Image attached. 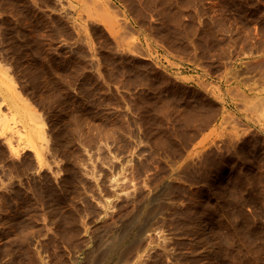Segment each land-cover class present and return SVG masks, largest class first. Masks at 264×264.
<instances>
[{"label": "rangeland", "instance_id": "obj_1", "mask_svg": "<svg viewBox=\"0 0 264 264\" xmlns=\"http://www.w3.org/2000/svg\"><path fill=\"white\" fill-rule=\"evenodd\" d=\"M114 1L0 0V264H264V0Z\"/></svg>", "mask_w": 264, "mask_h": 264}, {"label": "bare ground", "instance_id": "obj_2", "mask_svg": "<svg viewBox=\"0 0 264 264\" xmlns=\"http://www.w3.org/2000/svg\"><path fill=\"white\" fill-rule=\"evenodd\" d=\"M87 1V0H86ZM109 1H111L112 3H114V4H116V2L114 1V0H89V2H87V4L88 3H90L91 5H89L91 8H93V10L94 9H97V8H99V6H100V4L102 3V2H105V3H109L110 4V2ZM122 2H123V0H122ZM88 5H87V7H89ZM116 6V5H115ZM118 6V5H117ZM116 6V7H117ZM90 7H89V9H90ZM103 11V10H102ZM119 12V11H118ZM104 15H105V13H104ZM120 15V14H119ZM123 15H124V17L126 18V20H128L129 21V19H128V16L125 14V12H123ZM105 16H107V14L105 15ZM100 17H101V14H100ZM106 18V17H105ZM123 18V17H122ZM109 19V18H108ZM112 20V19H111ZM118 20V19H117ZM122 20V19H121ZM129 22H131V21H129ZM124 23V22H123ZM107 24V23H106ZM114 24H115V22H114ZM121 24H122V22H121ZM129 24V23H128ZM112 25V24H111ZM124 25V24H123ZM116 26V25H115ZM130 26H131V24H130ZM109 27H110V24H109ZM117 27V26H116ZM113 28V27H112ZM115 29V28H114ZM117 29V28H116ZM135 29V28H134ZM111 31V30H110ZM119 31V30H118ZM117 33V32H116ZM114 34V33H113ZM117 35V34H116ZM118 36V35H117ZM117 36H115V37H117ZM134 38V37H133ZM136 42V41H135ZM239 94V93H238ZM264 105V104H263ZM13 107H15L16 109H18V105H17V103H16V101L13 103ZM16 112H17V110H15V112H13L12 113V117H13V115H15L16 114ZM197 116V115H196ZM11 118V117H10ZM206 119V118H205ZM17 120V119H16ZM207 120V119H206ZM196 123H197V121H196ZM206 124V123H205ZM202 125V124H201ZM26 126V125H25ZM199 126V125H198ZM197 127V126H196ZM195 130V129H194ZM196 131V130H195ZM25 132V131H24ZM194 133V132H193ZM196 134V133H195ZM27 135H28V133H27V131L25 132V134L23 133V137H25V139L27 138ZM194 135V134H193ZM192 135V136H193ZM29 136V135H28ZM30 138V137H29ZM20 214V213H19ZM19 214H17V215H19ZM1 232V231H0ZM15 233V232H14ZM18 234V233H17ZM4 235V234H3ZM8 236H4V238L6 239ZM15 239V238H14ZM2 240V239H1ZM7 244H5V246H6ZM1 246V245H0ZM18 246V245H17ZM12 247V246H11ZM14 247V246H13ZM1 249V248H0ZM2 250V249H1ZM0 250V251H1ZM4 250V249H3ZM6 250V249H5ZM9 250V249H8ZM12 250V249H11ZM14 250V249H13ZM16 250V249H15ZM2 252H4V251H2ZM14 252V251H13ZM5 253V252H4Z\"/></svg>", "mask_w": 264, "mask_h": 264}]
</instances>
